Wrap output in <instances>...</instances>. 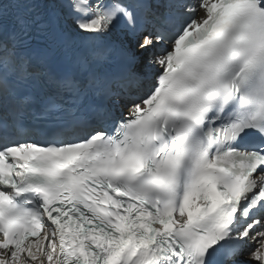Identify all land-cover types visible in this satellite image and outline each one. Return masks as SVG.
Masks as SVG:
<instances>
[{
  "label": "snow or ice",
  "instance_id": "6c2138e0",
  "mask_svg": "<svg viewBox=\"0 0 264 264\" xmlns=\"http://www.w3.org/2000/svg\"><path fill=\"white\" fill-rule=\"evenodd\" d=\"M0 264H264V0H0Z\"/></svg>",
  "mask_w": 264,
  "mask_h": 264
}]
</instances>
